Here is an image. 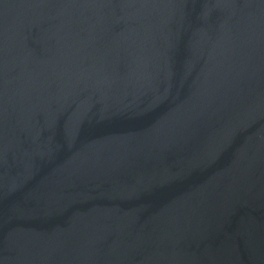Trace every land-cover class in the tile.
<instances>
[{"label":"water","instance_id":"obj_1","mask_svg":"<svg viewBox=\"0 0 264 264\" xmlns=\"http://www.w3.org/2000/svg\"><path fill=\"white\" fill-rule=\"evenodd\" d=\"M0 264H264V0H0Z\"/></svg>","mask_w":264,"mask_h":264}]
</instances>
